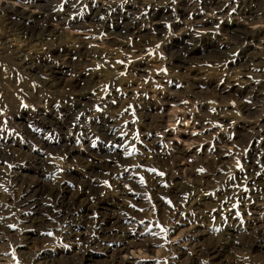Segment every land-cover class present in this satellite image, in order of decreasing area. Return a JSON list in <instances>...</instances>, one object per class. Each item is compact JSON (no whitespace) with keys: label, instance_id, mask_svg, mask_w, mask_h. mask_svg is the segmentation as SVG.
<instances>
[{"label":"rangeland","instance_id":"374dc122","mask_svg":"<svg viewBox=\"0 0 264 264\" xmlns=\"http://www.w3.org/2000/svg\"><path fill=\"white\" fill-rule=\"evenodd\" d=\"M207 1L0 0V264H123L117 250L124 238V264H219L198 259L195 245L208 248L229 230L237 240L230 260L221 257L223 264H261V257L238 241L254 220L264 223V201L255 198L259 186L247 181L253 152L263 166L257 178L264 176V92L251 113L241 109L246 83L264 91V13L245 21L232 10L205 9ZM190 4H195L190 15L208 21L203 31L179 16ZM165 5L181 18L176 23L182 30L175 20H163L158 32H150L155 21L150 25L145 14L134 16L131 33L141 30L138 39L78 23L104 8L114 30L129 8ZM243 5L226 3L234 11ZM5 7L24 18L5 22ZM233 23L258 39L238 48L250 58L246 70L228 60L237 48L224 45L221 30ZM38 24L32 38H22L21 26L29 30ZM184 33L211 39L214 47L222 43L226 57L196 55L178 68L166 49ZM69 51L76 52L74 61L86 64L64 65ZM51 64L64 69L67 81L81 73L89 100L75 101L74 92L50 78ZM102 124L107 134L98 131ZM222 155L224 169L211 174ZM32 189L31 204L20 203ZM57 191L72 206L85 195L89 210L98 202L104 207L65 212ZM191 196L202 199L197 209L190 208ZM79 212L86 222L78 220Z\"/></svg>","mask_w":264,"mask_h":264},{"label":"bare ground","instance_id":"6f19581e","mask_svg":"<svg viewBox=\"0 0 264 264\" xmlns=\"http://www.w3.org/2000/svg\"><path fill=\"white\" fill-rule=\"evenodd\" d=\"M202 1V0H201ZM229 0H210V1H207L204 3V8L205 9H209L211 8L212 11L214 12H230L232 10V12H234V15L235 16H238L239 19H243L245 21H252L253 19H255L259 14L261 13H264V3L262 0H250L251 3L250 5H247V0H242L243 1V8L239 10H235L234 11V8L233 9H230L228 8V6H226V3L228 2ZM262 1V3H261ZM134 2V1H133ZM200 2V1H199ZM136 4H138V1L135 2ZM142 5V4H141ZM32 6V5H31ZM174 6V5H173ZM200 6V5H199ZM135 7V6H134ZM148 7V6H147ZM146 6L142 7L141 9H134V8H129L128 9V12L127 14H125V16H122L121 18H125L121 23H119V25L117 27H113L114 30H111L109 27H108V22H107V18L105 17V9L104 8H97L96 10H94L91 14V16L89 18H85L84 19V22L82 23L80 20L79 25H81V27H90L92 29H96V31H100L102 28H106L107 27V31H110V34H114L116 36H123L124 38H129L131 36H134L135 39H138V38H141L143 36V34L141 33V30H138L137 33L133 34L131 33V29L132 28H136L137 27V21H136V18L134 16H142V14H145L143 17L144 18H149L150 21H148V23H150V25L152 23H154L155 21V25H151L149 31L150 32H153V33H156L158 32V25H160L161 21H174L175 20V28L177 27V29H181L182 28L179 26H181L179 23H176L177 21H179L181 18L184 19L185 23L188 21V24L186 26H189L191 28H196L198 30H204L207 26H208V21L204 18H198L199 16L198 15H190V13L192 11H194V7H195V4H190L188 5L187 8L183 9L180 11V17L181 18H174V15L172 14L171 12V7L170 6H166L163 7L161 10H157L155 7L153 8H147ZM242 7V6H241ZM44 9L47 8V4L43 6ZM198 8V7H197ZM203 8V9H204ZM11 8H8V7H5L3 9H1L2 13H3V16H5V22H8L10 24H13V20L15 18L18 19H23L24 18V14L21 13V12H18V11H11L10 10ZM39 9V8H38ZM202 8H200L201 10ZM43 10V9H42ZM45 12L44 13H47L48 11V8L46 10H44ZM195 12V11H194ZM197 12V11H196ZM122 15V14H121ZM120 15V16H121ZM40 17V16H39ZM134 17V18H133ZM137 17V18H138ZM3 18V17H2ZM41 21L40 23H42V20H44L46 17L43 16L41 17ZM174 18V19H173ZM13 19V20H12ZM66 20V19H65ZM74 20V19H72ZM144 20V19H143ZM112 21V19H111ZM146 21V20H144ZM22 22V21H21ZM21 22L18 21V23L20 24ZM74 22V21H73ZM113 23V22H112ZM182 22V24H185ZM71 24V23H70ZM139 24V23H138ZM42 26V25H41ZM45 26V25H43ZM47 26V25H46ZM46 26L45 28H42L43 30H46ZM10 27V26H9ZM37 27H40L39 24L38 25H35V26H32L29 28V30H22V26L20 28V33L22 35V38H25L26 40L29 38L28 35L31 36L32 38V35H33V32L34 31H37ZM85 27V28H86ZM13 28V27H12ZM112 28V29H113ZM188 28V27H187ZM28 29V28H27ZM40 30V29H39ZM49 30V29H48ZM47 31V30H46ZM51 31V30H49ZM223 31V35H225L227 37L226 39V43L224 45H234L235 48H237L235 51V55L234 56H231L230 58H228V60H230V65H234V66H237V67H240L242 68L243 70H246V68H248L249 64L247 65L248 63V59L250 58H247V55L241 50V51H238V48H240V46H242L245 42H247L248 40H256L254 39L253 36H251L246 30H244L242 27H240L239 25H237L236 23H233V24H228L224 30H221ZM32 32V33H31ZM41 32V31H39ZM38 32V33H39ZM149 32V33H150ZM19 33V34H20ZM44 34V33H43ZM41 34V35H43ZM148 34V33H147ZM45 35V34H44ZM36 36V35H34ZM47 36V35H46ZM196 37V39H195ZM39 38V37H38ZM37 38V39H38ZM42 38V37H41ZM24 39V40H25ZM211 39H208V38H198L196 35H190L188 33H184L183 36H182V39L181 40H175L173 42H171L168 46V48L166 49L167 50V53H168V56L170 57V61H172L178 68H183L186 64H188V61L192 60L193 56H196V55H201V58L204 57L203 59L204 60H216V59H224V57H226V52L224 49H221L220 48V44H218V47H214L212 42H210ZM258 40V39H257ZM256 40V41H257ZM261 41V40H260ZM30 42V41H29ZM224 42V41H223ZM190 43V44H189ZM192 43V44H191ZM260 43V42H259ZM231 47V46H230ZM83 46L81 45L80 49L77 51L78 53L81 52L83 53ZM74 51V50H73ZM64 53V52H63ZM87 54V53H86ZM65 56L64 57H68L66 58V61L64 62V65H67L68 67L70 65H74L75 63L77 64H82V65H85V61L86 60H78V61H74L75 59V55H76V52L73 54L72 51H69L67 53L64 54ZM80 55V53H79ZM91 55V54H90ZM89 55V56H90ZM35 57V56H34ZM60 58V57H59ZM199 58V57H198ZM62 59V58H61ZM195 59V58H194ZM26 60V59H25ZM28 60V59H27ZM30 60V59H29ZM33 60V59H32ZM37 60V59H36ZM40 60V59H39ZM227 60V59H226ZM227 60V61H228ZM45 61V60H43ZM61 63V62H60ZM260 63V62H259ZM28 65H31V66H34V64H31V62H27ZM37 65V63H36ZM35 65V66H36ZM40 65V64H38ZM50 65V64H49ZM47 66L49 68V70L51 71V77L53 80H55L58 84H61V86L64 88V89H68V90H71V92H74V98H75V101L77 102H82L83 100H89V98L87 97L86 93L83 92V86H82V80H83V76L81 75H78L76 76V78L74 80H70V81H67V79L65 80L64 78L66 77L65 76V71L64 69H61V68H58V67H55V65L51 64V66ZM25 67V66H24ZM66 67V66H65ZM75 67V66H73ZM85 67V66H84ZM37 68V67H36ZM83 68V67H82ZM84 69V68H83ZM47 70V68H46ZM35 71V69L33 70ZM37 71V70H36ZM262 71V70H261ZM264 71V70H263ZM72 72V71H71ZM262 74V73H261ZM48 76V75H47ZM50 76V75H49ZM263 76V75H262ZM86 77V76H85ZM86 81V80H85ZM258 81V80H257ZM48 82V80H47ZM52 82V81H51ZM259 83V82H258ZM51 84V83H50ZM54 85V84H53ZM247 86V89L246 90V95L247 97H245L246 99H243L244 103L241 104V109L243 111H245L247 114L248 113H251V108L253 105H256L257 102H260L262 100L261 96L263 94L264 91H261L260 92V88H258V85L257 83L256 84H251L250 82L249 83H246ZM263 87V86H262ZM261 87V88H262ZM195 89V88H194ZM77 90V91H75ZM88 90V89H87ZM196 91V90H195ZM66 93V92H65ZM197 93V92H196ZM205 93V92H204ZM245 95V96H246ZM68 96V95H67ZM264 96V95H263ZM248 98V99H247ZM246 100V101H245ZM74 101V99H73ZM84 102V101H83ZM75 103V102H74ZM77 104V103H76ZM79 105V104H78ZM254 108V107H253ZM98 128V127H97ZM98 131L104 133V134H107V129L105 128V126L100 125L99 128H98ZM101 133V134H102ZM107 137V136H106ZM226 147V146H225ZM227 149V148H226ZM225 149V150H226ZM229 151V149H227ZM69 152V151H68ZM181 152V151H180ZM256 152H253V156L251 157L250 162H249V166L248 167V177H247V181L251 184V185H258L259 186V191L257 192L256 194V199L257 201H261L263 202L264 201V176L261 177V178H257L259 176V173H261V161L256 158ZM179 154V153H177ZM181 154V153H180ZM103 156V155H102ZM218 156V155H217ZM225 156V155H224ZM223 155L220 156V159H218L217 163H218V166H215L213 167V169L211 170V174L213 175H216L217 173H220L221 170L224 169V165H225V162H224V158L222 159V157H224ZM178 157L180 158V156L178 155ZM182 157V156H181ZM183 159H184V156H183ZM182 159V160H183ZM33 160V159H32ZM37 158H34V162H37L36 161ZM181 160V158H180ZM186 163V162H185ZM37 164V163H36ZM182 164L184 165V162H182ZM247 164V163H246ZM263 164V163H262ZM261 165V166H260ZM40 166V165H39ZM181 166V165H180ZM93 167L94 165H90L89 168L87 169V173L89 175H91L93 173ZM263 167V166H262ZM181 168L185 169V165ZM42 169V168H41ZM187 170V169H186ZM218 170V172H217ZM263 170V169H262ZM264 171V170H263ZM263 175V174H262ZM180 176V175H179ZM181 177V176H180ZM171 178V177H170ZM20 179V178H19ZM23 179V178H22ZM174 180V179H173ZM172 181V179H171ZM194 181V180H193ZM173 182V181H172ZM196 182V181H195ZM194 182V183H195ZM235 182V181H234ZM23 183V181H22ZM174 183V182H173ZM197 183V182H196ZM203 184V183H202ZM201 184V185H202ZM227 184V183H226ZM228 185V184H227ZM230 185V183H229ZM252 187H255V186H252ZM34 188V186H33ZM253 189V188H252ZM60 190V189H59ZM23 191V190H22ZM26 191V190H25ZM251 191V189H250ZM255 191V190H254ZM36 191H33V189L31 190V195L28 194V196H25L23 199H19V201H21L20 203H30L32 202V196H34ZM49 193V192H48ZM252 193V192H251ZM21 194V193H19ZM52 194V192H51ZM62 194V193H61ZM242 194V193H241ZM53 195V194H52ZM55 196L56 197H60V192H56L55 193ZM247 196V195H246ZM253 196V195H251ZM89 197V196H88ZM88 197H86L84 195V199L82 200V202H78V204L76 206H72L70 203H68V201H64L63 199H65L62 195V197H60V202L62 203L63 205V202H64V206H65V212H71L72 210L73 211H76L77 209L81 210V209H85L84 211H88V212H96V208L98 209H103V203L101 202H98V206L99 207H96L95 209H90L88 208L87 205H85L86 203L89 202V200H86L88 199ZM192 197V196H191ZM76 197H74V199H76ZM196 198V197H195ZM191 198L189 199L191 202V207L190 208H195L197 209V207H199L198 205L201 204L200 202H202L200 198ZM202 198V197H201ZM73 199V200H74ZM82 199V198H81ZM194 199V200H192ZM253 199V198H252ZM247 200V199H246ZM35 201V200H34ZM222 201V200H221ZM220 201V202H221ZM254 202V201H253ZM73 203V202H72ZM34 204V203H33ZM70 204V205H69ZM218 204V203H217ZM250 204V203H249ZM254 204V203H252ZM264 204V203H263ZM61 205V204H60ZM262 205V204H261ZM260 205V206H261ZM263 206V205H262ZM186 207V206H185ZM93 208V207H92ZM250 208V207H249ZM254 208H257V206H254ZM253 208V214L255 215L256 214V210L257 209H254ZM40 209V208H39ZM64 209V208H63ZM258 211V210H257ZM63 212V211H62ZM251 212V211H250ZM71 213H74V212H71ZM92 214V213H91ZM78 216V220H82L83 222H86V217L82 216V214L80 215V212L79 214L77 213ZM71 216V219H73V216ZM102 216V215H101ZM108 216V215H107ZM104 219H107L106 216L104 215L103 216ZM108 220V219H107ZM39 221V220H38ZM102 220H98V225L100 224V226L102 227ZM36 222V221H35ZM80 222V221H79ZM108 222V221H107ZM253 224H251V227L249 228V232L243 236V238L241 240H239L238 242H242V246L244 248H246L247 250L249 251H253V253H256L257 255H259V257H261V264H264V223H261L259 221H256L254 220ZM38 225V223H37ZM36 225V226H37ZM43 224L40 223V226H42ZM198 225V224H197ZM196 226V225H195ZM112 228V227H111ZM191 228V231H194V232H197V228L198 227H190ZM36 230V229H35ZM112 231V229H111ZM190 231V232H191ZM198 235H204V232L203 231H198ZM194 234V233H193ZM197 235V234H196ZM194 236V235H192ZM239 236H242V235H239ZM197 237V236H196ZM220 239V238H219ZM235 232L233 230H229V231H226L224 235L221 236V239L220 240H217V241H214L212 240V244L210 243V247L208 248H203L202 246H200V243H198L197 245H195V249H194V254L196 255V257H198V259L201 257L203 259L205 258H208L209 260L211 261H215L219 264H223V260H222V256H224V258L226 259V261L228 262L229 259V255H228V252L230 249H232V242L235 240ZM123 240V239H122ZM237 240V239H236ZM123 246L117 250V259L121 258V262L124 264V260H126V253H127V243L125 241V238L122 242ZM209 244V243H208ZM205 246V245H204ZM124 255V256H121ZM231 255V254H230ZM116 256V255H115ZM257 257V256H256ZM210 261V262H211ZM214 264V263H212Z\"/></svg>","mask_w":264,"mask_h":264}]
</instances>
